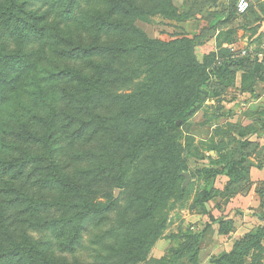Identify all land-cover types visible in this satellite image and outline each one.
I'll return each instance as SVG.
<instances>
[{
    "label": "rangeland",
    "instance_id": "374dc122",
    "mask_svg": "<svg viewBox=\"0 0 264 264\" xmlns=\"http://www.w3.org/2000/svg\"><path fill=\"white\" fill-rule=\"evenodd\" d=\"M249 2L248 11L240 14L237 0H138L146 15L136 18L135 25L153 39L191 38L194 55L210 70L211 80L200 107L164 142L165 151L153 149L133 162L123 163L129 171L123 187H118L120 172L111 169L113 164L123 162L122 149L115 142L119 140L110 130L115 127L111 122L113 106H99L94 113L79 112L71 97L74 83L70 76L48 78L49 72L64 68L90 75V62L104 61L70 57L55 34L62 33L74 42H90L93 29L75 18L83 11L103 10L107 3L80 0L73 19L61 13V0L30 3L31 12L42 16L39 20L45 32L25 45L10 37L6 40L9 50L22 48L29 58L23 71L10 70L9 81L0 86L7 95L0 101V160L18 162L24 156L31 164L17 175L4 171L0 164V188L5 181L24 178L33 186L30 189L36 201L45 202L47 209L40 212L46 218L44 225L40 222L34 227L18 221L17 233L26 232L30 241L68 264L116 262L124 249L116 252L114 248H123L135 239L136 229L131 225L153 198V192L144 191L146 184L141 179L150 169L162 170L167 175L162 178L169 181L170 189L156 202L153 212L154 221L164 222L165 228L155 243L143 248L144 259L135 257L130 264H195L196 258L197 264H214L216 257L232 250L238 237L263 225L264 81L247 78L244 83L243 76L248 73L242 69L234 78H220L216 73L226 62L243 56L264 59V0ZM121 37L112 33L101 38L111 43ZM136 84L132 80L117 87V93H128ZM76 116L80 122L73 121ZM24 129L32 135H17ZM84 129L87 131L78 136L77 131ZM49 150L59 168L81 185L88 201L105 204L104 210H93L86 218L77 211L69 213L66 218L71 223L63 230L57 222H51L63 218L64 207L57 205L58 192L37 183L43 173L35 165ZM27 153L32 156L26 157ZM236 160H241L236 167L239 176L245 177L240 183L230 182L229 177ZM179 173L190 174L187 185L185 177H172ZM8 197L0 194V201ZM34 218L32 223L39 222ZM46 221L52 228L45 227ZM74 232L78 239L70 244ZM17 235L22 242L21 234ZM103 236L116 247L105 249L100 243ZM262 246L252 251L249 264H264V239ZM129 255L125 250L124 256Z\"/></svg>",
    "mask_w": 264,
    "mask_h": 264
},
{
    "label": "trees",
    "instance_id": "16d2710c",
    "mask_svg": "<svg viewBox=\"0 0 264 264\" xmlns=\"http://www.w3.org/2000/svg\"><path fill=\"white\" fill-rule=\"evenodd\" d=\"M34 1L0 0V86L9 81L10 70L23 71L25 60L29 58V53L22 48L9 50L7 38L10 37L25 45L40 39L45 32V27L39 20L42 16H36L29 9L30 3ZM61 1L63 3L61 13L68 17L67 19L76 17L75 9L80 0ZM105 3L107 4L103 10L83 11L82 15L75 18L82 19L78 21L84 25L88 24L93 29L90 42H74L62 33L55 34L57 42L67 47L64 51H69L70 57L88 56L104 61L92 60L90 65L93 73H88L90 75L85 74L83 70L64 68L57 72H49L48 78L55 80L70 76L74 83V93L71 97L76 101L79 112L85 110L84 112L94 113L99 106L105 104L113 106L115 114L111 122L115 127L110 130L115 133V139L119 140L115 142L116 147L119 145L122 149L123 162L113 164L111 169L120 172L118 187H123L125 184L123 180L128 177L126 175L129 172L128 168L123 167V163L133 162L153 149L165 151L164 142L169 135L200 107L209 88L211 75L210 70H207L194 55L191 38L182 37L170 41L153 39L135 25V19L145 14L138 0H105ZM112 33H117L123 38L111 43L102 40V35ZM239 69L244 70V74L248 73L243 76L244 83L247 78L264 81V59L259 60L249 55L226 62L216 73L220 78L229 76L234 78ZM132 80L137 81L132 91L117 93V87ZM6 97V90L0 89V101L3 102ZM262 113L264 115V110ZM75 120L81 121L79 116L73 121ZM86 131L87 129L78 130L77 135L80 136ZM26 134L32 135L28 129L17 133L24 138ZM246 144L247 142L244 145ZM48 152L46 156H41L39 163H35L36 168L43 173L37 183L58 192L57 205L64 207L62 209L65 213V216L62 213V219L51 222H57L59 229L63 230L71 223V219L66 218L69 213L77 211V215L86 218L93 210H104L105 204L88 201L81 191V185L72 176L63 172L53 160L50 150ZM31 156L27 153L26 157ZM0 164L4 171H13L14 175H17L31 162H27L24 156H21L18 162L0 160ZM239 164L241 165V160L233 163V171L229 172L230 182L240 183L244 180L245 177L239 176L236 168ZM161 171L150 169L147 176L141 178L145 182L144 185L146 184L143 185L144 191L153 192V198L145 207V211L139 213L135 225H131V228L136 229L137 236L132 242L127 241V246L114 248L116 252L124 250L123 253L121 251L120 259L116 262L111 260V264H130L135 257L142 261L146 253L143 248L155 243L161 230L165 228L164 222L158 224L154 221L153 213L157 207L156 202L158 203L170 189L169 181L162 178L167 175ZM172 177L184 176H180L179 173ZM15 180L16 182L12 183L5 181L4 187L0 188V194L9 196L7 200L0 201V264H68L49 255L44 248L38 247L39 244L36 242L30 241L26 232L17 233L15 227L18 221L23 224L29 222L35 227L46 220L40 212L42 208L47 209V204L36 201L30 189L33 186L27 185L26 179ZM34 216L39 218V222L32 223ZM51 222L46 221L45 227L52 228ZM41 225H44V222ZM17 234H21L22 242L17 240ZM76 239L78 236L74 232L69 243H74ZM263 239L264 224L238 237L232 250L216 257L214 264H249L252 251L263 249ZM196 241L191 243L192 248L195 247ZM100 243L106 247L105 249L111 250L116 247L115 243L107 242L104 236ZM125 250L126 253H130L129 256H124ZM194 263H198L197 258L194 259ZM255 264L260 262L256 261Z\"/></svg>",
    "mask_w": 264,
    "mask_h": 264
},
{
    "label": "built area",
    "instance_id": "2783aa9c",
    "mask_svg": "<svg viewBox=\"0 0 264 264\" xmlns=\"http://www.w3.org/2000/svg\"><path fill=\"white\" fill-rule=\"evenodd\" d=\"M250 6L249 0H237L236 10L240 14H244L248 11Z\"/></svg>",
    "mask_w": 264,
    "mask_h": 264
},
{
    "label": "water",
    "instance_id": "95a60500",
    "mask_svg": "<svg viewBox=\"0 0 264 264\" xmlns=\"http://www.w3.org/2000/svg\"><path fill=\"white\" fill-rule=\"evenodd\" d=\"M184 177H185L184 185H187L189 183L190 179H191V176L188 173H184Z\"/></svg>",
    "mask_w": 264,
    "mask_h": 264
},
{
    "label": "crops",
    "instance_id": "0c3cea01",
    "mask_svg": "<svg viewBox=\"0 0 264 264\" xmlns=\"http://www.w3.org/2000/svg\"><path fill=\"white\" fill-rule=\"evenodd\" d=\"M241 234H243V232H241ZM229 249V248H228ZM199 257H200V254H199Z\"/></svg>",
    "mask_w": 264,
    "mask_h": 264
}]
</instances>
